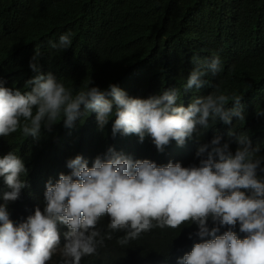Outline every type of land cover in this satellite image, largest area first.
Returning <instances> with one entry per match:
<instances>
[{
	"label": "clouds",
	"instance_id": "obj_1",
	"mask_svg": "<svg viewBox=\"0 0 264 264\" xmlns=\"http://www.w3.org/2000/svg\"><path fill=\"white\" fill-rule=\"evenodd\" d=\"M4 16L17 38L0 29V264H264V147L233 129L222 143L243 87L208 74L223 37L186 20L177 83L147 92V62L73 95L71 34Z\"/></svg>",
	"mask_w": 264,
	"mask_h": 264
},
{
	"label": "trees",
	"instance_id": "obj_2",
	"mask_svg": "<svg viewBox=\"0 0 264 264\" xmlns=\"http://www.w3.org/2000/svg\"><path fill=\"white\" fill-rule=\"evenodd\" d=\"M3 14L16 21L35 19L57 41L61 35L71 34L72 45L65 51L73 58L74 67L65 86L73 95L87 87L106 86L124 66L147 62L154 74L147 92L156 94L166 83H177L190 60L183 41V22H197L226 43L222 54L226 62L215 76L209 71V76L214 82L243 87L244 120L235 117L231 125L223 123L222 143L233 129L247 134L253 146L259 145L262 151L264 0H0V29L16 39L15 27L8 28ZM79 118L86 124L92 119L87 113ZM106 128L98 127L92 135L100 139ZM199 159L175 163L198 166ZM153 230L150 238L153 240L156 233L159 243L175 233L171 228ZM157 249L159 257L165 259L166 253L159 246ZM92 258L85 259L103 263L94 255Z\"/></svg>",
	"mask_w": 264,
	"mask_h": 264
},
{
	"label": "rangeland",
	"instance_id": "obj_3",
	"mask_svg": "<svg viewBox=\"0 0 264 264\" xmlns=\"http://www.w3.org/2000/svg\"><path fill=\"white\" fill-rule=\"evenodd\" d=\"M181 94V90L179 91V95ZM182 96H179V98H181Z\"/></svg>",
	"mask_w": 264,
	"mask_h": 264
}]
</instances>
